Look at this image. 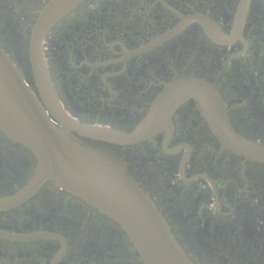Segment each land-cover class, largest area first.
<instances>
[{"label":"flooded vegetation","instance_id":"obj_1","mask_svg":"<svg viewBox=\"0 0 264 264\" xmlns=\"http://www.w3.org/2000/svg\"><path fill=\"white\" fill-rule=\"evenodd\" d=\"M50 1L0 0V47L48 119L114 155L192 264H264V162L246 153L264 146V0H82L43 35L44 94L30 42ZM37 167L0 127V264H145L57 181L22 196Z\"/></svg>","mask_w":264,"mask_h":264},{"label":"water","instance_id":"obj_2","mask_svg":"<svg viewBox=\"0 0 264 264\" xmlns=\"http://www.w3.org/2000/svg\"><path fill=\"white\" fill-rule=\"evenodd\" d=\"M81 1L51 0L35 23L30 56L38 87L44 94L49 88L41 52L43 35ZM3 17L0 15V20H4ZM0 127L32 150L38 161L34 179L22 196L46 179H53L117 221L134 242L145 264H192L153 202L128 177L114 155L77 142L53 124L1 47ZM74 128L93 137H123L81 125ZM246 153L264 162L262 145L246 147Z\"/></svg>","mask_w":264,"mask_h":264}]
</instances>
